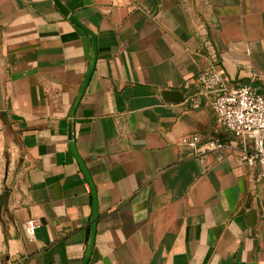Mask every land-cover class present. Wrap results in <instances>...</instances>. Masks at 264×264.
Masks as SVG:
<instances>
[{"label": "crops", "instance_id": "obj_1", "mask_svg": "<svg viewBox=\"0 0 264 264\" xmlns=\"http://www.w3.org/2000/svg\"><path fill=\"white\" fill-rule=\"evenodd\" d=\"M0 0V264H264V179L199 81L264 96V0ZM198 135L216 153L182 144ZM36 220L32 239L28 223Z\"/></svg>", "mask_w": 264, "mask_h": 264}, {"label": "built area", "instance_id": "obj_2", "mask_svg": "<svg viewBox=\"0 0 264 264\" xmlns=\"http://www.w3.org/2000/svg\"><path fill=\"white\" fill-rule=\"evenodd\" d=\"M199 81L204 94L212 100L219 124L247 145L241 154L242 161L264 179V96L246 85L230 88L225 69L217 66L202 73ZM182 144L203 153L224 149L216 141L203 143L198 135L184 137ZM37 229V221L30 220L27 231L32 239Z\"/></svg>", "mask_w": 264, "mask_h": 264}, {"label": "water", "instance_id": "obj_3", "mask_svg": "<svg viewBox=\"0 0 264 264\" xmlns=\"http://www.w3.org/2000/svg\"><path fill=\"white\" fill-rule=\"evenodd\" d=\"M54 1H55L56 5L58 6V8L62 11V13L66 17H68L71 21H73L74 23H76L77 25L82 27L80 25V23L77 21V19L73 15H71L69 13V11L62 5L60 0H54ZM82 28L85 31H87L93 38V41H94V58H93L91 66H90L89 72L87 74V77L85 79V82L83 84V87H82V89H81V91H80V93L78 95V98H77V101H76V105L74 106L73 116L76 113V109H77V107H78V105H79V103H80V101H81L86 89H87L88 84L90 83V80H91V78L93 76V73H94V70H95L97 58H98L97 41H96L95 35H93L86 28H84V27H82ZM71 139H72V143H71L72 151H73L78 163L80 164L82 170L84 171V173H85V175H86V177H87V179H88V181H89V183L91 185V188H92V191H93V195H94V199H95L94 215H93V219H92L91 243H90L86 258H85L84 263H83V264H89L90 259L92 257L93 250H94V245H95V240H96V233H97V226H98V220H99L97 193H96V188H95L94 183L92 181L91 175L88 172V169H87L86 165L84 164V162L82 161V159L78 155V152L76 150L75 144L73 142V135L71 136Z\"/></svg>", "mask_w": 264, "mask_h": 264}]
</instances>
